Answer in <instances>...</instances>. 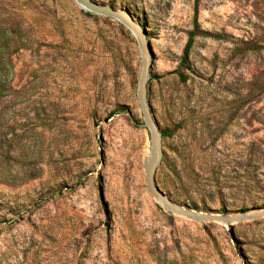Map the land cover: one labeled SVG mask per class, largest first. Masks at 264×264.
<instances>
[{"label": "rangeland", "instance_id": "obj_1", "mask_svg": "<svg viewBox=\"0 0 264 264\" xmlns=\"http://www.w3.org/2000/svg\"><path fill=\"white\" fill-rule=\"evenodd\" d=\"M94 1L145 31L149 113L173 130L157 185L181 207L245 217L194 220L147 189L129 29L74 0H0V264H264V49L240 41L264 44V0H198L186 62L195 0Z\"/></svg>", "mask_w": 264, "mask_h": 264}, {"label": "water", "instance_id": "obj_2", "mask_svg": "<svg viewBox=\"0 0 264 264\" xmlns=\"http://www.w3.org/2000/svg\"><path fill=\"white\" fill-rule=\"evenodd\" d=\"M75 3L80 6L82 10L85 12L101 15L105 17H111L121 24H123L127 29H129L135 36L136 40L138 41L141 52H142V71L140 73L138 79V88L137 94L141 104V107L144 112V119L145 125L149 129L152 138V149L150 157L145 162V169L147 174V189L153 194V196L162 202L164 206L172 212H176L178 214L187 216L188 218L198 220V221H213V220H220V221H231L232 219L241 220L245 216L239 215L235 218H231L228 216H218L212 214H201L199 212L193 211L188 208L181 207L177 204H174L166 194L160 189L157 185L155 180V171L156 167L161 161L162 151H161V140H162V132L160 131L159 127L156 125L154 120L151 119L149 113V106H148V80L150 77L149 72V50L150 46L149 43L146 41V34L144 29L135 22L132 14L126 10H117L113 6L99 4L94 0H74ZM264 215V212L256 213L252 215V218H257Z\"/></svg>", "mask_w": 264, "mask_h": 264}, {"label": "trees", "instance_id": "obj_3", "mask_svg": "<svg viewBox=\"0 0 264 264\" xmlns=\"http://www.w3.org/2000/svg\"><path fill=\"white\" fill-rule=\"evenodd\" d=\"M194 9H195V28L189 32V38H188V42L186 44L185 50H184V56L182 58L183 61L186 62L188 54H189V49L192 46L194 39L197 35L199 34H203L204 32H202L201 30H199V26H198V22H197V15H198V0H195L194 2ZM88 15H91L90 13H87ZM206 34L209 32H205ZM208 35H213L214 37H219L221 38V36L219 34H208ZM241 43L246 45V49L253 52V53H258L260 52L262 49H264V44L259 43L257 40H240ZM264 43V42H263ZM10 53L5 50V49H0V59H3L4 57H9ZM180 78L183 81H186V76L182 73L179 72ZM0 88H1V84H0ZM1 93V92H0ZM173 132V130L170 129H165L162 131L163 136H169L171 135Z\"/></svg>", "mask_w": 264, "mask_h": 264}]
</instances>
